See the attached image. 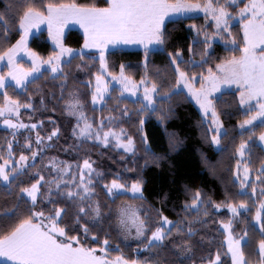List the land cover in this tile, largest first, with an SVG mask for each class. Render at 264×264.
<instances>
[{
    "label": "trees",
    "instance_id": "1",
    "mask_svg": "<svg viewBox=\"0 0 264 264\" xmlns=\"http://www.w3.org/2000/svg\"><path fill=\"white\" fill-rule=\"evenodd\" d=\"M173 4L178 0H167ZM206 3L209 0H184ZM251 0L228 5L236 15ZM74 5L88 9H107L108 0H0V56L22 37L20 25L30 11L47 14L52 7ZM202 16L169 21L162 31V48L155 51L114 50L107 54L109 72L122 68L139 82L147 78L157 87L158 100L152 111L142 101L122 98L114 88L101 109L92 104L93 81L100 74L95 53L76 56L53 76L45 71L21 92L8 86L0 94V106L8 97L23 109L24 123L39 124L36 133L50 138L36 162L16 176L9 185L0 183V240L20 225L34 221L36 212L53 216L62 212L59 227L67 242L77 240L86 250L103 249L108 259L123 258L136 264H233L226 250L222 223L229 215L216 211L220 206H246L235 221V232L246 237L242 246L245 264H264L260 246L264 245V211L261 228L254 220L262 197L243 193L236 179L239 150L248 144V168L260 178L264 189V149L259 138L264 123L240 131V124L255 111L245 110L238 90L224 92L214 99L225 134L216 150L212 133L188 95L176 92L178 75L174 63L189 76H206L231 60L241 58L245 48L242 27L232 26L236 43L230 48L195 40L190 28L199 34L214 32L212 23ZM85 42L79 30L70 29L64 44L81 48ZM30 49L43 59L55 55L48 31L30 41ZM181 55V59H179ZM196 64H193V63ZM30 107L31 109H27ZM91 128L85 137L83 126ZM8 131L0 129V150L5 151ZM120 142L134 145L129 153ZM65 171H67L65 173ZM119 183L138 184L143 196L119 194L111 197L106 187ZM40 184L33 205L23 192ZM254 183L249 187L252 190ZM200 203L195 210L194 205ZM163 218L173 222L161 244L150 245Z\"/></svg>",
    "mask_w": 264,
    "mask_h": 264
},
{
    "label": "rangeland",
    "instance_id": "2",
    "mask_svg": "<svg viewBox=\"0 0 264 264\" xmlns=\"http://www.w3.org/2000/svg\"><path fill=\"white\" fill-rule=\"evenodd\" d=\"M108 1L110 7L107 9H88L74 5L52 7L49 10L50 18L41 22L28 15L20 25L22 32L20 40L12 49L0 56V94H5L8 86H13L22 92L30 82L45 71L58 76L62 72V65L72 58L95 53L100 61V74L95 77L92 84L93 107L101 109L110 97L111 91L117 88L122 98L142 101L146 109L152 111L156 108L158 100L157 87L147 78L139 82L133 80L127 76L124 68L117 75L110 74L107 54L118 49L160 50L162 31L169 21L202 16L206 19L207 25L213 24L214 32L204 31L199 34L195 27H191L190 31L195 40L201 39L207 43L208 53L215 43L235 48L236 43L231 35V28L239 24L245 40L243 56L220 65L215 73L209 72L206 76H189L174 63L178 75L175 91L185 92L198 109L209 126L216 150L221 149V137L226 130L216 111L214 99L224 92L240 91V101L244 109L255 111L254 115L240 124V131H247L264 123V0H251L247 7L236 15L229 11L228 5L235 6L243 0H209L203 4L184 0H178L173 4L168 3L167 0ZM56 11L69 12L70 17L64 18V23H60L57 20L60 18L54 16ZM52 17L55 19H51ZM40 28L49 32L50 42L56 50L55 55L48 59L41 58L29 47L31 39L39 33L37 30ZM67 28L79 30L84 35L85 42L81 48H70L64 44L63 31ZM22 109L16 101L8 97L0 106V129L9 133L5 151L0 150V183L6 186L36 162L42 153V148L46 147L50 140L49 138L44 141L37 136L39 124L21 121ZM82 133L85 137H90V126L85 124ZM116 141L126 152L130 153L134 148L132 142L124 143L118 139ZM248 151V144L242 145L239 150L236 179L243 193L250 192L254 199H258L262 197L264 189L260 185V178L248 168ZM252 183L254 186L250 190ZM39 187L40 184H37L23 192L24 197L33 205L37 203ZM106 190L111 197L119 194L143 196V188L138 184L128 188L119 183H112L106 187ZM199 207L200 203L193 206L195 210ZM247 209L246 206L216 207V211L229 215V221L222 223L221 229L226 234V250L233 264H245L242 246L246 242V237H240L235 232V221ZM263 211L264 200L258 205L254 220L257 228H261ZM61 216L62 212H57L53 216L36 212L33 222L44 226L46 230L53 232L55 238L62 240L65 233L59 227ZM172 226L173 222L163 218L162 225L153 234L150 245L161 244ZM72 242L79 245L77 240ZM87 251L104 256V264H136L129 263L121 257L108 259L107 245L103 249ZM260 252L264 257V245L260 246ZM220 263L221 258L218 256L212 264Z\"/></svg>",
    "mask_w": 264,
    "mask_h": 264
},
{
    "label": "crops",
    "instance_id": "3",
    "mask_svg": "<svg viewBox=\"0 0 264 264\" xmlns=\"http://www.w3.org/2000/svg\"><path fill=\"white\" fill-rule=\"evenodd\" d=\"M49 10L45 15L30 11L25 18L31 15L36 21L41 22L50 18ZM69 15V12L65 11L54 13L55 18H60L57 19L60 23H64V18H69ZM69 30L65 29L63 36ZM37 31L41 33L42 28ZM239 99L241 100V92ZM259 143L264 149V134L260 136ZM52 234L53 232L38 223H23L10 236L0 240V264H104V256L78 247L72 241L67 242L65 237L59 240Z\"/></svg>",
    "mask_w": 264,
    "mask_h": 264
}]
</instances>
